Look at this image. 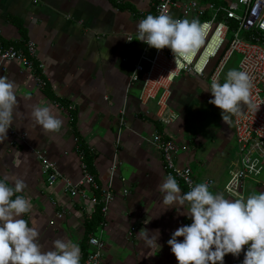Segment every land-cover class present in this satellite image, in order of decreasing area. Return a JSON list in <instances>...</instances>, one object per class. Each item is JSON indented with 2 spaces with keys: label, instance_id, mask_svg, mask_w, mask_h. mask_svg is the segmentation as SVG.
I'll list each match as a JSON object with an SVG mask.
<instances>
[{
  "label": "crops",
  "instance_id": "obj_1",
  "mask_svg": "<svg viewBox=\"0 0 264 264\" xmlns=\"http://www.w3.org/2000/svg\"><path fill=\"white\" fill-rule=\"evenodd\" d=\"M152 13L149 0H0L1 43L31 41L36 55L32 69L17 61H0V76L17 85L13 124L7 139L0 142V179L9 184L16 178L25 182L23 194L30 199L31 209L22 218L38 230V243L44 251L51 250L56 239L75 242L81 248L86 236L81 221L95 210L86 201L66 199L60 181L48 184L35 159V152H42L62 177L71 182L79 178L71 118L57 100L75 113V131L94 154L92 171L100 187H105L111 176L112 161L118 162L112 173L114 198L106 226L96 233L105 244L101 264H178L167 241L178 227L191 223L189 202L164 204L160 185L166 175L159 153L148 143L154 133H163L182 147L175 164L188 166L195 182L211 179L214 185L210 191L223 193L231 165L226 153L229 141H234L233 132L220 128L211 137L184 134L185 113L196 92L187 86L190 75L178 78L182 87L175 108L168 106L176 118L166 126L154 117L155 101L139 104V83L125 93L140 49L136 43L127 49L125 36L134 33L137 23ZM35 63L47 82L44 89L37 85ZM174 82L167 105L175 94ZM201 87L197 99L207 93L205 86ZM37 105L48 106L62 120L58 131H47L34 122L32 111ZM258 177L257 183L247 182L246 198L264 192ZM179 186L183 194V185ZM61 211L62 218H57ZM145 230L158 238L161 247L146 244ZM224 261L232 264L231 254Z\"/></svg>",
  "mask_w": 264,
  "mask_h": 264
},
{
  "label": "built area",
  "instance_id": "obj_2",
  "mask_svg": "<svg viewBox=\"0 0 264 264\" xmlns=\"http://www.w3.org/2000/svg\"><path fill=\"white\" fill-rule=\"evenodd\" d=\"M152 15L168 14L179 19H197L206 23L202 42L191 52L190 58L180 65L175 64L170 49L157 50L138 40L136 31L125 36V46L130 49L133 43L139 46V52L133 63L125 93L133 84L139 83L137 100L140 105L155 101V119L164 126L175 120V113L167 105L170 88L175 80L183 75L203 78L209 70V88L214 79L223 83V74L228 61L238 55L236 69L249 73L251 79V100L255 110L242 105L243 114L232 115L233 139L237 158L231 161L227 171V180L222 191L229 199L245 198L248 181L257 183V177L264 171V0H149ZM240 34H242L240 38ZM229 39L223 55L218 58L220 47ZM0 60L17 61L32 69L36 60L35 47L31 41H25L21 47L16 44L3 45L0 41ZM126 59H124L125 61ZM212 62V66L209 64ZM38 68H41L38 64ZM223 78V80H222ZM37 85L43 88V82L35 77ZM124 108L120 111L119 123H123ZM24 138L23 135H20ZM76 141V139H75ZM148 143L159 153L166 177L172 175L187 191L196 183L207 182L209 188L214 185L211 179L195 182L188 166L178 167L175 158L179 148L173 139L163 133H154ZM77 144V143H76ZM89 150V149H88ZM79 158L80 175L76 182L61 176L55 163L49 161L44 153L35 152L41 171L48 184L62 183V194L69 201H88L94 207H100L103 220L99 222L97 232L106 226L109 206L113 201L112 173L116 167L114 160L110 167L111 176L105 187H100L83 160V152L75 147ZM90 151V150H89ZM92 153V152H90ZM126 194V191L123 192ZM64 212L57 214L62 218ZM91 216V215H90ZM90 218V217H88ZM96 232V233H97ZM96 233L88 236L82 264H101L103 241ZM241 251L238 257L231 254L232 264H242Z\"/></svg>",
  "mask_w": 264,
  "mask_h": 264
},
{
  "label": "clouds",
  "instance_id": "obj_3",
  "mask_svg": "<svg viewBox=\"0 0 264 264\" xmlns=\"http://www.w3.org/2000/svg\"><path fill=\"white\" fill-rule=\"evenodd\" d=\"M205 28L207 24L197 19L149 14L137 23L136 35L151 48L170 49L175 64L180 65L202 42ZM16 88L15 81L0 76V142L7 139L13 124ZM250 89L249 73L230 69L223 83L212 81L209 103L219 108L223 121H227L233 114H243L242 105L255 110ZM32 117L50 132L58 131L62 125L48 106H35ZM25 188L22 179L16 178L14 184L0 179V264H80V247L75 242L56 239L51 250H42L38 230L22 218L31 209L30 199L23 194ZM160 188L166 205L189 202L191 223L178 227L167 241L178 264H225L227 254L238 257L242 250V264H264V192L246 199H229L201 182L181 194L172 175L164 179ZM144 239L149 247L160 246L158 238L148 235L147 230Z\"/></svg>",
  "mask_w": 264,
  "mask_h": 264
},
{
  "label": "rangeland",
  "instance_id": "obj_4",
  "mask_svg": "<svg viewBox=\"0 0 264 264\" xmlns=\"http://www.w3.org/2000/svg\"><path fill=\"white\" fill-rule=\"evenodd\" d=\"M241 36H242V34H240V38H241ZM228 43H229V39H226L225 42L222 44V46L219 49V52L217 54L218 58H220L223 55L224 51L226 50V48L228 46ZM263 48H264V45H263ZM238 59H239V56L237 54L232 56V58L228 61L227 65L225 67L224 76H226V73L228 72V70L236 67V63H237ZM2 62H8V61H2ZM210 66H212V62L209 64V67ZM189 78L192 80L188 83L187 86L191 87V91L196 90V92H195V94H192V96H193V100L191 102L192 105H191V107H189L186 110V113H185L187 125L184 126V128H185L184 134L186 136L187 135L194 136L193 135V133H194L195 136L198 134L197 135L198 137H199V135L202 137H207V136L211 137V136H213L214 133H216L218 130H220V128H222L224 131H227L229 133H230V130L233 132L231 119H229L227 121H223L222 116H221V110L219 108H217L215 105L209 103V101L212 99V94H211L210 88H209V84H210V82H209V70H207L205 72L203 78L195 77V76H192V77L189 76ZM222 80H223V78H222ZM179 86L182 87V81L180 79H177L174 82L173 89H172L175 94L170 98V100L168 102V106L171 109L175 108L174 102L176 99V95H177V93H180ZM201 86H205V88L207 89V93L205 96H202L201 99H197V96L200 94V91L202 88ZM10 135L17 138V134L13 131H11ZM73 141H74V148H75L77 145L76 144L77 142L75 141V137H73ZM229 143L230 144L227 147L228 149H227L226 154L229 156L230 161H232V160H235V158H237L236 145H235L234 141L231 142V140L229 141ZM177 147L179 148V150L182 149V147H180V146H177ZM76 156H77V154H76ZM77 158H78V156H77ZM230 161L228 159V162H230ZM114 162L116 163V167H115V169H116L118 166L117 165L118 162L116 159H114ZM79 163H80V161H79ZM115 169H114V171H115ZM163 171H164V169H163ZM258 179H260V183L263 184L264 183V173H262L258 177ZM120 180L122 181V179H120ZM86 202H88V201H86ZM94 208L96 209V207H94ZM80 216L82 217V215H80ZM88 217H90V216H88ZM88 217H87V215H85L84 219L88 218ZM102 230H104V229H102ZM102 230H100V231H102ZM104 248H105V244L102 247V254H103Z\"/></svg>",
  "mask_w": 264,
  "mask_h": 264
},
{
  "label": "trees",
  "instance_id": "obj_5",
  "mask_svg": "<svg viewBox=\"0 0 264 264\" xmlns=\"http://www.w3.org/2000/svg\"><path fill=\"white\" fill-rule=\"evenodd\" d=\"M121 9H123V8L121 7ZM23 42L24 41L21 42L22 44L20 43L17 46L21 47L23 45ZM8 44L9 43H7V45ZM7 45H5V46H7ZM34 75L43 82V88L42 89L46 88L47 82H46L45 78L43 77V75L41 74V69L38 68L37 63H35V66H34ZM57 102H59V105L61 107H63L67 111V113L69 114V117L71 118L70 124L72 125V128H73L74 137L76 139L78 149L82 150V152H83V160L87 166L88 171L91 174L95 175L92 171V164H91V163H93V159L95 158L94 154L90 153V151L88 150V147L84 144V142L78 136V133L75 131V128H74V123H75V116L74 115H75V113L73 111H71L69 107H66V105L62 106L64 104L61 102V100L60 101L57 100ZM55 104H58V103H55ZM182 185L183 184H181V186ZM182 191H183V193H185L187 191V189L184 185L182 186ZM103 219L104 218H103L102 214L100 213V207L99 206L96 207L94 213L90 216V218L82 219V223H83V226L85 229V235H86L82 240L81 248H80V252H81L82 256L85 255V252L87 250L86 242H87L88 236L97 232L96 230H97L98 224Z\"/></svg>",
  "mask_w": 264,
  "mask_h": 264
}]
</instances>
